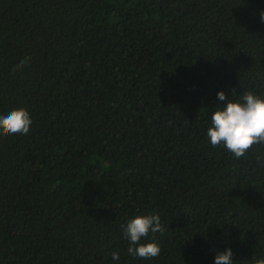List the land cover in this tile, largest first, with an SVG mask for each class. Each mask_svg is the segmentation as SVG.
<instances>
[{
  "label": "trees",
  "instance_id": "1",
  "mask_svg": "<svg viewBox=\"0 0 264 264\" xmlns=\"http://www.w3.org/2000/svg\"><path fill=\"white\" fill-rule=\"evenodd\" d=\"M262 13L264 0H0V116L32 119L0 134V264L264 258V143L236 158L207 136L220 91L264 96ZM149 214L164 232L141 243L160 254L132 256L124 228Z\"/></svg>",
  "mask_w": 264,
  "mask_h": 264
},
{
  "label": "clouds",
  "instance_id": "2",
  "mask_svg": "<svg viewBox=\"0 0 264 264\" xmlns=\"http://www.w3.org/2000/svg\"><path fill=\"white\" fill-rule=\"evenodd\" d=\"M264 20V13L261 14ZM27 57L13 68H21L29 63ZM223 105L217 106L211 117V126L207 136L212 146L223 145L236 158L244 157L248 150L258 143H264V96L245 92L239 99L229 98L223 91L218 94ZM235 96L233 91L232 97ZM32 119L25 108L12 110L7 115L0 116V134H27L30 130ZM260 160V158H257ZM163 234L159 215H138L131 219L124 228L125 237L129 240L128 253L132 256L151 259L159 256L160 247L153 239L148 243H141L149 232ZM113 260L119 259V253H112ZM214 264H234L231 248L217 250ZM251 264H264V258L252 257Z\"/></svg>",
  "mask_w": 264,
  "mask_h": 264
}]
</instances>
